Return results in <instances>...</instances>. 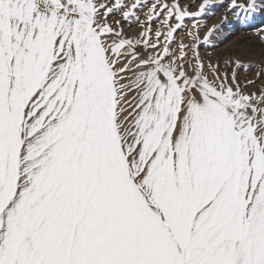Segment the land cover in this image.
Masks as SVG:
<instances>
[{"label": "snow or ice", "instance_id": "6c2138e0", "mask_svg": "<svg viewBox=\"0 0 264 264\" xmlns=\"http://www.w3.org/2000/svg\"><path fill=\"white\" fill-rule=\"evenodd\" d=\"M211 6L0 0V264H264V65L201 54Z\"/></svg>", "mask_w": 264, "mask_h": 264}, {"label": "rangeland", "instance_id": "374dc122", "mask_svg": "<svg viewBox=\"0 0 264 264\" xmlns=\"http://www.w3.org/2000/svg\"><path fill=\"white\" fill-rule=\"evenodd\" d=\"M199 2L200 0H197V3ZM227 3L228 0H224L223 4L212 0V6L199 18L201 36L207 34L213 26L216 28L210 43L202 41L200 52L205 58L211 56L214 62L218 60L221 70H224V62L229 57L249 65L248 69L240 72V78L243 80L246 76L255 75L256 65H264V43L255 34L258 26H264V13L242 23L235 12H228ZM192 10L195 11V8ZM192 23L187 21L189 28ZM125 29L129 35L139 31L135 24L130 27L125 25Z\"/></svg>", "mask_w": 264, "mask_h": 264}]
</instances>
